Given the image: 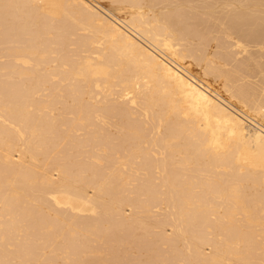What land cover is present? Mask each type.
Returning a JSON list of instances; mask_svg holds the SVG:
<instances>
[{
	"label": "bare ground",
	"instance_id": "bare-ground-1",
	"mask_svg": "<svg viewBox=\"0 0 264 264\" xmlns=\"http://www.w3.org/2000/svg\"><path fill=\"white\" fill-rule=\"evenodd\" d=\"M0 264H264V0H0Z\"/></svg>",
	"mask_w": 264,
	"mask_h": 264
}]
</instances>
